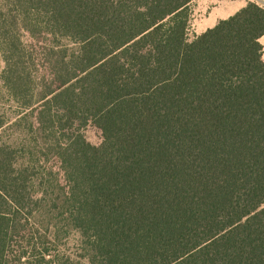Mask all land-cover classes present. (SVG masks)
<instances>
[{"label": "trees", "instance_id": "16d2710c", "mask_svg": "<svg viewBox=\"0 0 264 264\" xmlns=\"http://www.w3.org/2000/svg\"><path fill=\"white\" fill-rule=\"evenodd\" d=\"M191 1L0 0V264H264V7Z\"/></svg>", "mask_w": 264, "mask_h": 264}, {"label": "rangeland", "instance_id": "374dc122", "mask_svg": "<svg viewBox=\"0 0 264 264\" xmlns=\"http://www.w3.org/2000/svg\"><path fill=\"white\" fill-rule=\"evenodd\" d=\"M247 2H255L264 7V0H192L187 7V40L192 41L219 21L232 16ZM259 42L262 46V60L264 62V35L260 37ZM1 66L0 62V71ZM82 133L89 144L98 146L101 143V132L94 125L88 124ZM78 246V236L72 233L65 242L64 249L76 255L79 254Z\"/></svg>", "mask_w": 264, "mask_h": 264}]
</instances>
